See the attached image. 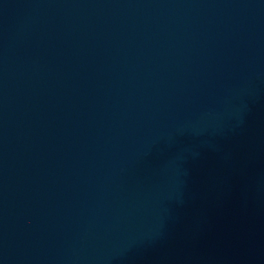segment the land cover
<instances>
[{
  "label": "water",
  "instance_id": "obj_1",
  "mask_svg": "<svg viewBox=\"0 0 264 264\" xmlns=\"http://www.w3.org/2000/svg\"><path fill=\"white\" fill-rule=\"evenodd\" d=\"M0 264H264V0H0Z\"/></svg>",
  "mask_w": 264,
  "mask_h": 264
}]
</instances>
